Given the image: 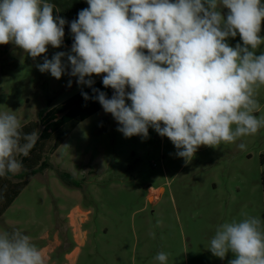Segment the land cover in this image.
Segmentation results:
<instances>
[{
  "label": "clouds",
  "instance_id": "9594fccd",
  "mask_svg": "<svg viewBox=\"0 0 264 264\" xmlns=\"http://www.w3.org/2000/svg\"><path fill=\"white\" fill-rule=\"evenodd\" d=\"M70 22L52 0H0V45L12 44L59 80L75 77L92 89L126 138L167 137L176 156L191 161L200 147L236 144L264 129L258 99L264 88V0H86ZM227 10V11H225ZM239 37L233 46L230 41ZM102 77L111 97L94 87ZM71 79L68 87H71ZM130 102V103H129ZM40 130L25 132L15 111L0 112V178L26 171ZM238 141H241L237 143ZM220 223L207 250L228 264H264V220L242 213ZM153 238L155 233H151ZM161 251L154 260L168 264ZM0 264H46L43 251L20 229L0 232Z\"/></svg>",
  "mask_w": 264,
  "mask_h": 264
},
{
  "label": "rangeland",
  "instance_id": "374dc122",
  "mask_svg": "<svg viewBox=\"0 0 264 264\" xmlns=\"http://www.w3.org/2000/svg\"><path fill=\"white\" fill-rule=\"evenodd\" d=\"M52 2L59 9L54 14L65 19L86 0ZM70 49L64 38L61 48L49 46L47 56ZM258 51H264V45ZM42 62L43 56L34 61L12 44L0 45V112L15 111L22 126L87 88L75 77L57 80L41 73L36 64ZM258 99L257 115H264V88ZM118 127L104 110L79 124L45 157L50 167L30 177L0 218V232L20 229L39 248L47 245V239L41 240L47 233L50 264H65L64 254L78 246L77 264H158L154 257L161 251L169 254L168 264H228L231 254L221 260L207 248L224 221L240 219L242 213L264 220V129L242 139L244 151L236 144L202 146L186 162L154 129L149 128L148 138H126ZM60 171L71 173L78 187L66 185ZM77 206L81 211L68 216ZM75 228L83 239H77Z\"/></svg>",
  "mask_w": 264,
  "mask_h": 264
},
{
  "label": "trees",
  "instance_id": "16d2710c",
  "mask_svg": "<svg viewBox=\"0 0 264 264\" xmlns=\"http://www.w3.org/2000/svg\"><path fill=\"white\" fill-rule=\"evenodd\" d=\"M86 7H88L87 3H81L75 9L65 14V20L69 22L65 25L64 37L68 46H71L73 43V37L70 32V22L77 19L78 12ZM94 87L107 93L109 97L113 94L111 88H105L103 86L102 79L95 82ZM82 91L87 92L90 97L94 95L92 89L89 87ZM102 110L98 101L93 99L85 101L81 92H79L63 103L52 108L48 107L41 111L37 121L23 125V130L25 132L39 129L40 136L30 156L27 158L20 157V159L23 160L26 171H21L14 176L10 175L6 178H0V218L3 217L15 200L29 185L30 177L50 167L45 157L48 154H54L79 124ZM260 164L262 167L261 181L264 202V153L261 155ZM58 174L66 185H77L78 187V184L74 183L71 173L60 171Z\"/></svg>",
  "mask_w": 264,
  "mask_h": 264
},
{
  "label": "crops",
  "instance_id": "0c3cea01",
  "mask_svg": "<svg viewBox=\"0 0 264 264\" xmlns=\"http://www.w3.org/2000/svg\"><path fill=\"white\" fill-rule=\"evenodd\" d=\"M161 189L162 188H159L157 191H159ZM79 210L81 211L80 207H78V206L75 207L73 210H71V212L68 214V216H70L73 212H77ZM65 225L67 226V223ZM74 233H75L77 239L78 238L79 239H83V238L79 237V236H81L83 234V232L80 231V228H77V229L75 228ZM56 237H58L57 234L55 235V238ZM48 238H49L48 234L47 233L44 234L43 239H41V240H46L47 239V243H46L47 245H44V246H42L40 248L43 251V253H44L45 257H46V264H50L52 262V256L50 255V252H49L50 251L49 244H50L51 241H49L50 239H48ZM77 239H76V242H77ZM80 252L81 251H80V248L78 246V247H75L71 252L65 253L64 254L65 264H77V260H78V256H79Z\"/></svg>",
  "mask_w": 264,
  "mask_h": 264
}]
</instances>
